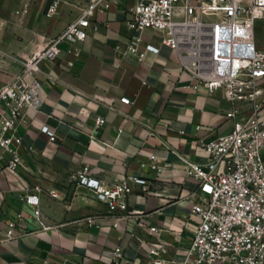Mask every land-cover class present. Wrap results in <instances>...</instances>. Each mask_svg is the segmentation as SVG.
<instances>
[{
	"label": "crops",
	"instance_id": "1",
	"mask_svg": "<svg viewBox=\"0 0 264 264\" xmlns=\"http://www.w3.org/2000/svg\"><path fill=\"white\" fill-rule=\"evenodd\" d=\"M51 2L0 0V84L79 13L64 2L49 16ZM127 3L116 0L99 9L96 28L74 44L61 41L60 55L44 61L37 74L41 109L30 110L29 123L20 126L24 166L0 171V264H114L117 246L124 249L121 264H147L152 245H166L178 259L191 245L199 220L191 193L200 180L187 173L179 154L209 163L200 140L230 130L231 101L183 68L178 51L161 43L160 31L132 25ZM135 34L143 37L141 57L125 51ZM146 43L160 50L147 49ZM259 81L264 84V78ZM124 95L132 102H123ZM99 116L106 121L97 128ZM44 123L57 131L56 139L41 130ZM153 153L166 165L160 171L147 163ZM84 165L106 182L143 176L152 181V192L134 184L128 211L111 213L75 178ZM25 192L40 194L49 227L32 216V205L22 199ZM87 216L96 221L89 224ZM8 220H17L10 238ZM151 225L159 229L152 231Z\"/></svg>",
	"mask_w": 264,
	"mask_h": 264
},
{
	"label": "built area",
	"instance_id": "2",
	"mask_svg": "<svg viewBox=\"0 0 264 264\" xmlns=\"http://www.w3.org/2000/svg\"><path fill=\"white\" fill-rule=\"evenodd\" d=\"M116 0H52L46 14L53 16L62 3L73 4L79 13L65 29L44 46L24 57L22 70L0 84V171L24 166L21 152L23 135L20 126L30 121L28 112L39 111L42 84L37 74L43 62L56 59L61 41L71 44L84 40L90 27L96 28L94 16L99 9L110 8ZM129 22L137 29L151 28L161 32L160 41L180 55L183 68L191 71L210 89H222L231 107L227 116L230 130L201 145L210 153L208 164L179 154L187 173L200 180L192 213L199 220L193 239L183 258L169 255L166 245H152L147 264H264V49L257 42L256 23L264 19V0H127ZM28 10L24 8V11ZM143 37H131L125 51L142 56ZM146 48L159 51L160 46L146 43ZM27 75H33L29 79ZM131 103L128 95L121 97ZM249 105L247 112L244 104ZM105 117L96 120L97 128ZM41 130L51 139L57 131L48 123ZM33 149V146H29ZM147 162L162 170L166 165L153 153ZM144 165L146 162L143 163ZM75 178L106 203L111 213L128 211V197L134 184L146 193L152 192V181L139 175H125L106 182L90 173L84 165ZM57 195L56 191H53ZM190 197V196H189ZM32 205V216L45 224L41 197L37 192L22 195ZM24 218L22 212L18 219ZM89 224L95 216L86 217ZM117 224V222H115ZM17 220H8L7 236L15 235ZM157 231V225H151ZM124 249H113L114 264H121Z\"/></svg>",
	"mask_w": 264,
	"mask_h": 264
},
{
	"label": "rangeland",
	"instance_id": "3",
	"mask_svg": "<svg viewBox=\"0 0 264 264\" xmlns=\"http://www.w3.org/2000/svg\"><path fill=\"white\" fill-rule=\"evenodd\" d=\"M256 37L258 45H264V19H258L256 23ZM262 48V47H261Z\"/></svg>",
	"mask_w": 264,
	"mask_h": 264
}]
</instances>
